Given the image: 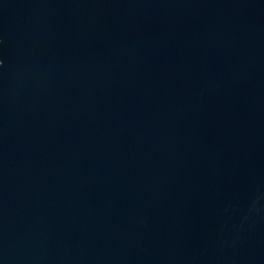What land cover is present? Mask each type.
<instances>
[{
  "label": "water",
  "instance_id": "obj_1",
  "mask_svg": "<svg viewBox=\"0 0 264 264\" xmlns=\"http://www.w3.org/2000/svg\"><path fill=\"white\" fill-rule=\"evenodd\" d=\"M0 264H264V0H0Z\"/></svg>",
  "mask_w": 264,
  "mask_h": 264
}]
</instances>
